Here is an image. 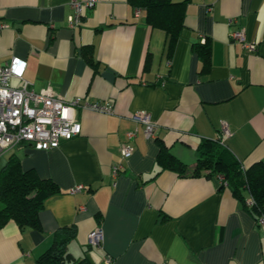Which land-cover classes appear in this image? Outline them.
Here are the masks:
<instances>
[{"label": "crops", "instance_id": "crops-1", "mask_svg": "<svg viewBox=\"0 0 264 264\" xmlns=\"http://www.w3.org/2000/svg\"><path fill=\"white\" fill-rule=\"evenodd\" d=\"M134 9L96 0L71 28L70 0H0V66L18 56L34 91L113 106L111 114L76 111L80 134L57 147L24 143L0 156L14 154L59 189L44 201L39 228L12 220L0 227V264H36L55 232L71 225L67 250L89 264H264V223L218 175H193L204 139L219 140L242 168L264 160V0H186L170 51L164 30ZM237 28L256 42L254 52L231 39ZM205 41L202 71L194 46ZM142 110L157 124L152 137L131 118ZM128 132L133 151L122 158ZM162 149L183 172L158 161ZM96 230L102 237L93 244Z\"/></svg>", "mask_w": 264, "mask_h": 264}, {"label": "trees", "instance_id": "trees-1", "mask_svg": "<svg viewBox=\"0 0 264 264\" xmlns=\"http://www.w3.org/2000/svg\"><path fill=\"white\" fill-rule=\"evenodd\" d=\"M132 8H140L145 13L150 27L164 30L168 36L170 51L183 27L186 0H127ZM202 60V71L207 69L210 57V44L194 46ZM198 159L193 172L198 175L208 171L206 176L222 177L232 194L238 198L246 211L259 221L264 217V160H259L247 168H242L234 155L219 140L204 139L197 146ZM157 159L162 164L184 171L182 164L163 149ZM59 192L50 179L40 178L33 169L24 170L14 154H10L0 167V227L12 220L20 228H39L38 213L44 201ZM253 199L247 203L244 193ZM76 230L73 225L60 227L54 234L52 244L36 260V264H89L85 258L72 255L67 250L68 243L74 239Z\"/></svg>", "mask_w": 264, "mask_h": 264}, {"label": "built area", "instance_id": "built-area-1", "mask_svg": "<svg viewBox=\"0 0 264 264\" xmlns=\"http://www.w3.org/2000/svg\"><path fill=\"white\" fill-rule=\"evenodd\" d=\"M96 0H70L72 9L68 16V26L76 28L82 19V7H93ZM140 9L135 8L136 15ZM5 25H1L4 27ZM232 40L239 42L248 52L256 50V42L247 41L242 28H237L230 33ZM25 61L18 56H13L8 62L0 66V156L11 151L19 144H29L35 149L45 150L57 147L62 141L69 140L81 132V124L76 118V111L88 110L103 114H111L112 103L109 101H88L78 96L71 100H64L54 96L50 89L39 92L28 87L24 80ZM12 79L21 81V85L13 86ZM131 118L143 126L146 137H152L157 126L146 111H136ZM223 132L229 134L227 128ZM134 132L127 133V140L120 146L122 158H128L133 151L131 143ZM114 167L113 174H116ZM223 180L222 177H220ZM83 189L81 184L71 189V193ZM247 203H252L249 198ZM264 223V217L259 219ZM102 234L96 230L90 234V242L98 244ZM109 262V259H108Z\"/></svg>", "mask_w": 264, "mask_h": 264}, {"label": "rangeland", "instance_id": "rangeland-1", "mask_svg": "<svg viewBox=\"0 0 264 264\" xmlns=\"http://www.w3.org/2000/svg\"><path fill=\"white\" fill-rule=\"evenodd\" d=\"M6 161V156L0 157V167L4 164Z\"/></svg>", "mask_w": 264, "mask_h": 264}]
</instances>
